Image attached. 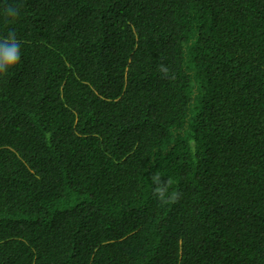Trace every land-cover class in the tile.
I'll use <instances>...</instances> for the list:
<instances>
[{
	"label": "trees",
	"instance_id": "16d2710c",
	"mask_svg": "<svg viewBox=\"0 0 264 264\" xmlns=\"http://www.w3.org/2000/svg\"><path fill=\"white\" fill-rule=\"evenodd\" d=\"M12 30L0 264H264V0H0Z\"/></svg>",
	"mask_w": 264,
	"mask_h": 264
},
{
	"label": "clouds",
	"instance_id": "9594fccd",
	"mask_svg": "<svg viewBox=\"0 0 264 264\" xmlns=\"http://www.w3.org/2000/svg\"><path fill=\"white\" fill-rule=\"evenodd\" d=\"M22 4H5L3 7V14L6 18L15 19L20 15V8ZM21 63V42L17 39L15 30L9 31L8 35L0 38V78L6 77L10 72L17 69ZM159 71L164 77L175 79V75L170 76L169 68L161 63ZM201 95L198 85H194L190 93L193 103L197 102ZM161 175L156 172L152 178L151 183L153 187V195L162 204H171L179 201L178 192H170V186L173 181L168 178L167 181L161 179Z\"/></svg>",
	"mask_w": 264,
	"mask_h": 264
}]
</instances>
